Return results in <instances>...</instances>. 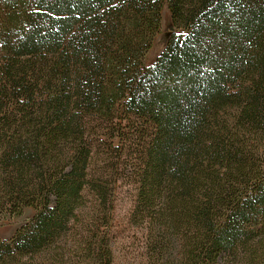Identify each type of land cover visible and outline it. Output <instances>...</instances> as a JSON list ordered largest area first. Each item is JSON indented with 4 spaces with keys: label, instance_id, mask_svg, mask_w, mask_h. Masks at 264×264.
<instances>
[{
    "label": "trees",
    "instance_id": "1",
    "mask_svg": "<svg viewBox=\"0 0 264 264\" xmlns=\"http://www.w3.org/2000/svg\"><path fill=\"white\" fill-rule=\"evenodd\" d=\"M122 176L139 264H264V0H0V264H114Z\"/></svg>",
    "mask_w": 264,
    "mask_h": 264
},
{
    "label": "rangeland",
    "instance_id": "2",
    "mask_svg": "<svg viewBox=\"0 0 264 264\" xmlns=\"http://www.w3.org/2000/svg\"><path fill=\"white\" fill-rule=\"evenodd\" d=\"M173 30L170 12L165 6L162 10L161 26L155 35L151 48L148 50L145 64L150 65L163 49L170 33ZM118 197L114 209L113 240L114 264H139L141 245L139 230L133 227L128 219L133 204L131 183L127 177L122 176L116 182ZM35 210L32 207L24 209L19 216L0 215V239L11 237L16 229L25 223Z\"/></svg>",
    "mask_w": 264,
    "mask_h": 264
}]
</instances>
